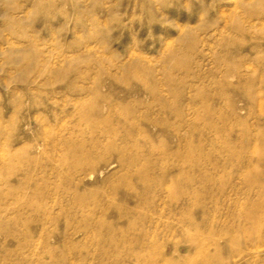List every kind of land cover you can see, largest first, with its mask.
Listing matches in <instances>:
<instances>
[{"label":"rangeland","instance_id":"obj_1","mask_svg":"<svg viewBox=\"0 0 264 264\" xmlns=\"http://www.w3.org/2000/svg\"><path fill=\"white\" fill-rule=\"evenodd\" d=\"M3 1L0 249L28 243L36 264H264V183L242 182L264 171V0H14L7 17ZM104 100L132 112L119 197L101 184L116 168L73 177L112 142L79 111Z\"/></svg>","mask_w":264,"mask_h":264},{"label":"bare ground","instance_id":"obj_2","mask_svg":"<svg viewBox=\"0 0 264 264\" xmlns=\"http://www.w3.org/2000/svg\"><path fill=\"white\" fill-rule=\"evenodd\" d=\"M3 2L6 4L5 6L7 8L6 12L2 14L3 17L22 14L21 10L14 7V0H4ZM31 22H33V24L35 23L31 17H25L21 23L24 25L31 24ZM79 111L86 112L87 114L91 113L93 116H95L98 120V124L95 127V132L99 133L101 137L108 135V137L112 138V142L101 145V149L104 154L99 160L94 161L89 159L87 156L82 160L83 162H79L78 167L73 172V177L75 176L76 178L80 179H92L96 175H105V172L109 169L116 168L117 171L113 174H110L101 183L102 186L106 188V194H109L112 197H119L121 196L122 187L125 185L130 190H132V112H130L128 116L125 114L124 118L120 117L118 116V111L112 107L111 103H109L107 100H104L101 105L91 106L90 109L87 107H80ZM94 145L96 144L94 143ZM174 155L176 156V154ZM165 156L170 155L167 154ZM163 174L168 177L171 183H175V180L180 179L183 176V172H171L169 169L164 170ZM253 178H257L259 183L263 184L264 171H259L254 176L247 174L242 178V182L246 186H251L255 183ZM80 184H82L81 181L79 182V185ZM262 190L264 191L263 187ZM183 208L184 207H181L180 210L182 211ZM249 219L247 220L250 221L251 219ZM251 226H257L260 229L261 233L259 234L258 240L261 245V249H264V212H262L257 225L255 226L251 224ZM179 227L181 226L179 225ZM220 239L224 240V238ZM124 240L126 239L124 238L123 241ZM232 244L234 247L239 248L237 242L232 241ZM209 247L214 248L216 255L220 254L222 251L219 240L212 241ZM243 249L246 251L253 250V252L256 250L252 247L250 239H248L243 245ZM256 251L258 252V250ZM163 252L167 253V250H164ZM38 256L39 250L37 248H33L31 245L29 246L28 243L24 245L20 244L13 250L0 249V264H36V262H40ZM206 257L210 258L209 255H206ZM127 258L129 259L128 261H138L141 256L139 253L132 254L131 252ZM101 260L102 258L99 259L100 262Z\"/></svg>","mask_w":264,"mask_h":264}]
</instances>
